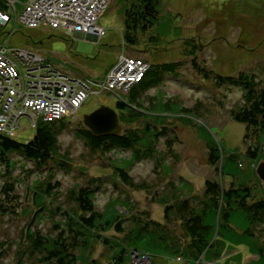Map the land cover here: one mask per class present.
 <instances>
[{
	"label": "rangeland",
	"instance_id": "1",
	"mask_svg": "<svg viewBox=\"0 0 264 264\" xmlns=\"http://www.w3.org/2000/svg\"><path fill=\"white\" fill-rule=\"evenodd\" d=\"M133 1L137 0H110L96 21L106 31L99 39L68 36L61 30L28 28L13 22L0 27V45L7 40V44L15 49H37L44 56L53 57L56 64L72 66L92 79L104 76L116 63L120 52L146 60L150 57L154 64L182 63L176 77L165 75L159 85L142 96L141 107L151 115L147 120L156 129L168 128L166 136L155 143L157 150L154 158L130 161L129 151L94 154L81 139L74 136L71 129L82 122L84 115L92 113L100 105L115 107L119 96L111 93L89 97L76 117L67 118L66 122L70 121L68 128L58 135L60 154L73 165L70 173L55 166V175L50 179L44 172L47 168L39 170L33 161L24 159L19 153L10 154L15 165L12 173L4 168L1 170L0 166V202L4 200L1 188L8 181L14 184L18 202L13 201V206L9 207L11 212L0 214V252H3L0 264H18L29 228L33 231L40 229L43 235L56 237L59 228L55 225L60 224L62 216L51 215V211L56 206L69 207L66 200L68 191L77 183L84 185L89 177H101L107 181L94 195L96 210L103 215V219L99 227L88 233L87 250L79 247L75 252L81 256L77 264H82L81 261L85 264H111L119 247L125 245L114 235L120 238L125 235L116 234L109 227L103 230V227L120 220L125 225L124 233H127L134 226L131 222L133 215L144 210L150 213L152 219L161 222L164 208L161 200L192 192L200 194L207 179L216 178L226 187L232 183L236 186L248 185L257 195L264 192L255 173L258 162L264 160V136L256 141L253 135L244 142L245 126L233 121L229 113L241 103V90L225 86L219 88L197 71L206 68L222 76L243 71L255 73L258 81L264 78V0H159V17L153 28L142 34L140 31L137 46L125 49L120 9L122 6L130 7ZM18 7L21 8L20 5ZM151 37L155 40L151 41ZM191 57L196 64H192ZM142 125V122L133 124ZM19 128L15 141L26 143L35 134V127L26 117L20 120ZM214 144L221 149L217 163L219 172L208 163L210 146ZM248 146H258L257 159L247 157ZM234 153L236 157L233 160L229 157ZM61 155L59 157H63ZM115 166L127 171L136 188H127L122 184V180L113 173ZM40 181L59 183L55 197L45 201L44 196L39 200V196L33 194ZM39 203L46 204V211L42 220L36 221ZM230 224L236 230L249 225L242 213H234ZM228 230L221 232L237 233ZM141 243L142 252L134 250L129 255L133 261L126 260L121 264H153L154 261L170 264L161 259L165 257L153 256L173 252L166 249L165 242L154 237ZM225 243V252L219 262L244 264L251 256L249 264H264V258H258L256 250L251 252L246 245L226 239ZM251 244L261 247L264 238L260 243L251 240ZM175 261L178 264V257ZM21 264L43 263L38 257H25Z\"/></svg>",
	"mask_w": 264,
	"mask_h": 264
},
{
	"label": "trees",
	"instance_id": "2",
	"mask_svg": "<svg viewBox=\"0 0 264 264\" xmlns=\"http://www.w3.org/2000/svg\"><path fill=\"white\" fill-rule=\"evenodd\" d=\"M158 3L159 0H137L133 1L130 7L122 6L120 9L124 24L122 40L125 49L137 46L140 31L142 34L153 28L159 17ZM150 40L155 39L151 37ZM191 58L192 64H196L194 57ZM180 65H182L180 62L153 63L144 77L133 84L126 94L119 97L114 109L119 115L122 126L120 135L95 137L82 122H79L71 129L74 136L81 139L85 147L94 154L105 155L110 152L129 151L130 161L154 158L157 150L155 143L166 136L168 128L163 126L156 129L147 120L151 115L149 111L141 107L142 96L152 87L159 85L165 75L176 77ZM197 71L219 88L225 86L241 90L242 101L230 110V117L233 121L245 126L244 142L249 141L253 135L256 136V141H259L260 137L264 136V84L261 86L264 78L258 81L255 73L243 71L230 76H222L206 68H199ZM66 121L63 119L50 123L40 122L34 136L26 143L0 135L1 170L4 168L12 173L15 165L10 154L19 153L24 159L33 161L37 169L47 168L44 171L47 178L54 177L55 166L60 171L70 173L73 165L64 160L65 156L60 154L58 147V135L68 128V122H70ZM141 122L143 124L141 127L133 126ZM258 150V146H248L247 157L257 159ZM220 151L218 145L210 146L208 163L215 170H218ZM60 155L63 157H59ZM234 157H236L235 153L229 158L234 160ZM50 164L51 167H47ZM113 173L127 188H136L134 181L124 168L115 166ZM87 180L84 185L77 183L68 191L66 200L70 204L69 207L56 206L51 211V215L62 216L60 224L55 225L59 228L56 237L43 235L40 229L27 230L25 244L23 243L24 249L21 253L18 251V264H21L25 257H38L43 264H77L81 256L75 252L79 247L83 251L87 250L88 233L99 227L103 219V215L96 210L94 195L107 181L101 177H89ZM39 184L33 191L34 195L39 196V200L41 196H44L45 201L46 198L49 200L55 197L59 187L58 182L40 181ZM1 189L4 200L1 199L2 203L0 202V214H7L12 211L9 207L13 206V201L18 202V195L14 193L15 188L11 181L6 182ZM173 191L176 192V189ZM183 192L185 191L181 193ZM161 202L164 205L161 222L152 219L150 213L144 210L133 215L131 222L134 226L127 233H124L125 225L120 220L103 227V230L109 227L117 232L116 234L125 235L122 238L114 235L126 246L119 247L112 257L111 264H121L126 260L133 261L129 257L130 253L134 250L142 252L141 242L154 237L165 242L166 249L173 250L172 253L180 258L182 264H215L225 249V239H221L223 235L221 230L232 228L230 220L234 213H242L246 218L249 225L244 231L253 238V241L260 243V240L264 238V192L261 191L257 195L251 186L243 184L236 186L232 183L226 187L216 178L207 179L200 194L192 192L186 196H176ZM38 205L39 215L36 216V221H41L44 217L43 212L46 211V204ZM254 248L258 258H264V244ZM2 254L3 252H0V256ZM81 263L85 264L84 261Z\"/></svg>",
	"mask_w": 264,
	"mask_h": 264
},
{
	"label": "built area",
	"instance_id": "3",
	"mask_svg": "<svg viewBox=\"0 0 264 264\" xmlns=\"http://www.w3.org/2000/svg\"><path fill=\"white\" fill-rule=\"evenodd\" d=\"M109 3L110 0H0V27L13 22L99 39L106 31L96 21ZM53 62L38 50L10 47L7 40L0 45V135L14 139L24 117L35 129L40 122L74 118L89 97L110 93L120 97L150 67L143 59L120 52L102 78L92 79L82 74L71 76L69 67Z\"/></svg>",
	"mask_w": 264,
	"mask_h": 264
},
{
	"label": "water",
	"instance_id": "4",
	"mask_svg": "<svg viewBox=\"0 0 264 264\" xmlns=\"http://www.w3.org/2000/svg\"><path fill=\"white\" fill-rule=\"evenodd\" d=\"M82 123L95 137L118 136L122 132L119 115L113 107L100 105L92 113L84 115ZM255 173L264 191V160L258 162Z\"/></svg>",
	"mask_w": 264,
	"mask_h": 264
},
{
	"label": "crops",
	"instance_id": "5",
	"mask_svg": "<svg viewBox=\"0 0 264 264\" xmlns=\"http://www.w3.org/2000/svg\"><path fill=\"white\" fill-rule=\"evenodd\" d=\"M18 1V0H17ZM19 1H26V0H19ZM80 36H83V35H80ZM83 37H86V38H88V37H91V38H94V37H92V36H83ZM33 50H37V49H33ZM143 52V51H142ZM135 57V56H134ZM137 57V56H136ZM48 58H50L51 60H53L54 61V58L53 57H51V56H49ZM138 58H140V59H143L142 57H138ZM144 61H146L149 65H152L153 64V60H151V58L149 57L147 60L146 59H143ZM53 63H55V62H53ZM68 64V63H67ZM69 65V64H68ZM70 66V65H69ZM110 69V68H109ZM108 69V70H109ZM67 70L70 72V74H71V76H73V75H80V73L78 72V71H76L77 69H75V68H73L72 66H70V68H67ZM107 70V71H108ZM106 71V72H107ZM106 72H105V74H106ZM104 74V75H105ZM103 77V76H102ZM101 77V78H102ZM231 225V224H230ZM232 227V226H231ZM247 226H245L243 229H239V230H236L234 227H232L231 229H229L228 231H230V230H232L230 233H234L233 231L235 230V231H237V233L236 234H234V235H232V234H223L222 235V237L224 238V239H226L227 241H229V242H239V244H244V245H246L248 248H249V251H254V250H256L255 248H254V244H253V246H252V244H251V240H253V238L250 236V235H248V233L247 232H245L244 230H245V228H246ZM230 235V236H229ZM249 237V238H248ZM225 246H226V243H225ZM253 248V249H252ZM225 252V251H224ZM224 252H223V254H224ZM238 255V254H237ZM153 256H158V257H165V258H161L163 261H169L170 262V264H177L176 263V257H175V255L174 254H172V253H168L167 251L166 252H163V253H161V254H156V255H153ZM251 256H249L246 260H245V262H244V264H249V258H250ZM258 257V256H257ZM151 261H152V259H151ZM153 261H154V259H153ZM216 263H221V264H230V263H228V262H219V260H217V262ZM153 264H158V263H156L155 261H154V263ZM178 264H182L181 262H179L178 261Z\"/></svg>",
	"mask_w": 264,
	"mask_h": 264
}]
</instances>
